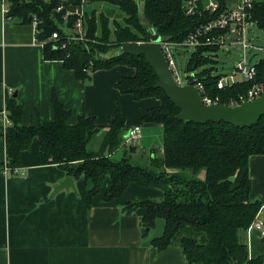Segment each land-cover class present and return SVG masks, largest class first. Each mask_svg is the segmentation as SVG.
<instances>
[{
	"label": "trees",
	"instance_id": "16d2710c",
	"mask_svg": "<svg viewBox=\"0 0 264 264\" xmlns=\"http://www.w3.org/2000/svg\"><path fill=\"white\" fill-rule=\"evenodd\" d=\"M92 4L105 3L118 7L122 14L116 19L105 12H84L82 41L75 30L76 16L65 19L68 11L80 5L64 0H4L8 9L6 19L16 23L35 24L37 41L42 42L43 58L61 61L80 81L90 80L98 70L116 66L133 68L134 76L122 78L115 87L134 100L154 98L160 105L149 109L144 122L162 125L163 153L149 159L148 166L135 165L127 157L114 161L110 157L126 143L129 132L126 120L118 108L108 126H98L96 119L86 115L77 124L69 125L71 112L51 97L52 122L22 124L23 107L13 98L6 99L8 119L12 128L5 131L0 124V138L5 141L6 162L0 165L13 177L22 166V155L39 139L40 161L58 166L75 180L84 178L87 184L86 205L93 199L109 177L111 185L104 195L106 202L124 195L131 183L142 188L163 192L160 201L151 199L128 202L125 209L143 208L144 232L154 229L164 220L163 234L151 242L160 252L179 246L187 264H264V258H252L246 235L258 218L262 204L252 200L249 160L264 155V117L250 128H237L224 122L196 124L178 120L179 108L157 86L159 78L144 56L119 55L126 43L150 41V27L163 39L182 43L196 28L201 18L188 17L183 12V0H143L144 23L136 0H84ZM222 4L223 1H222ZM62 7L61 11L58 9ZM253 21L264 32V1H256ZM53 34L59 39L51 40ZM69 37L71 39H69ZM218 48L200 47L192 52L188 63L191 73L202 68L199 77L205 85L204 96L218 97L221 105L240 101L255 84H264V59L256 65L254 81H243L224 90L218 89L223 77L213 68L211 53ZM207 54V55H205ZM105 130L98 151H90L89 143ZM264 241V238H263Z\"/></svg>",
	"mask_w": 264,
	"mask_h": 264
},
{
	"label": "crops",
	"instance_id": "0c3cea01",
	"mask_svg": "<svg viewBox=\"0 0 264 264\" xmlns=\"http://www.w3.org/2000/svg\"><path fill=\"white\" fill-rule=\"evenodd\" d=\"M64 1L73 5L85 2ZM222 1L226 7H235L241 0ZM6 8L0 0V111L6 109V99L14 90L23 107L24 126L52 122L55 118L51 97L56 93L71 112L69 125L77 124L86 115L95 118L98 126L106 127L119 108L127 129L140 127L139 142L152 146L150 137L156 136L162 125L146 123L143 118L160 101H136L115 87L122 78L134 76V69L116 66L98 70L90 80L80 81L61 61L44 60L36 25L7 20ZM29 148L19 167L25 171L24 176L8 177L0 169V264H187L181 247L160 252L151 244L164 233L165 223L156 234L153 229L144 232L146 210L125 209L131 201L161 200V190L131 183L123 196L106 202L103 197L111 185V180L106 183L107 178L101 194L88 207L87 184L81 178L74 179L75 189L63 190L52 198L53 188L69 176L58 166L40 161L38 138ZM162 153L163 147H159L155 156ZM5 162V141L0 138V165ZM249 171L252 200L261 202L258 219L264 221V155L250 158ZM263 238L256 230L248 231L246 242L252 258H264Z\"/></svg>",
	"mask_w": 264,
	"mask_h": 264
},
{
	"label": "built area",
	"instance_id": "2783aa9c",
	"mask_svg": "<svg viewBox=\"0 0 264 264\" xmlns=\"http://www.w3.org/2000/svg\"><path fill=\"white\" fill-rule=\"evenodd\" d=\"M4 1V0H3ZM84 1V0H83ZM82 2L80 6L75 7L73 11H68L65 15L67 20L70 16H76L77 21L75 24V30L79 33L76 39L82 41L84 37L83 20L84 10ZM255 0H241L235 7H226L222 4V0H183V12L188 17L201 18L194 31L182 42L175 43L165 40L161 37L160 43L165 57L167 58L168 66L174 73L176 83L181 86H186L185 82L181 78L177 71L175 57L173 56V48H192V52H196L200 47L218 48L217 51L232 52L235 47H239L244 54L243 61L238 64L237 71L242 75L245 81H254L257 76L256 65L248 64V52L258 54V52H264V48L257 44L260 41L259 35L253 33L251 27H258L253 21V8ZM62 7L58 9L61 11ZM8 13L6 8L4 14ZM253 33V34H252ZM58 34H53L51 40L59 39ZM69 39H71L69 37ZM194 74V85L198 89L202 99L206 104H219V99L216 97L212 99L205 93V85L198 76L197 72ZM187 76V80L190 76ZM187 82V81H186ZM236 82L235 75L229 77H222L218 80V89L224 90L234 85ZM14 90H11L9 95L14 94ZM264 94V84H255L244 97H241L240 101H232L230 106H237L245 102V100L254 101ZM0 120H2L4 129L7 131L12 128V122L8 119L7 110L0 111ZM128 139L125 140L126 144L137 143L141 139L142 130L140 127H132L128 130ZM15 174L17 176H24L25 171L22 168H16ZM10 172L9 168H5L4 174ZM249 230H256L264 236V221L258 218L249 227Z\"/></svg>",
	"mask_w": 264,
	"mask_h": 264
},
{
	"label": "water",
	"instance_id": "95a60500",
	"mask_svg": "<svg viewBox=\"0 0 264 264\" xmlns=\"http://www.w3.org/2000/svg\"><path fill=\"white\" fill-rule=\"evenodd\" d=\"M150 41L147 43H126L118 52L119 55L144 56L150 67L156 72L161 88L169 100L179 108L178 120L193 122L196 124L224 122L237 128H250L260 122L264 117V94L254 101L245 100L237 106L221 104H206L198 89L194 85V74L186 82V86L176 83L174 73L170 70L161 47V35L150 27ZM14 93L13 98H17ZM128 139L126 135L125 140ZM131 152H136V147H130ZM75 189L74 178L68 177L59 182L54 188L51 197H55L63 190ZM149 233V228L146 229Z\"/></svg>",
	"mask_w": 264,
	"mask_h": 264
},
{
	"label": "rangeland",
	"instance_id": "374dc122",
	"mask_svg": "<svg viewBox=\"0 0 264 264\" xmlns=\"http://www.w3.org/2000/svg\"><path fill=\"white\" fill-rule=\"evenodd\" d=\"M139 5V14H141L142 21L145 23V17L143 11L144 2L143 0H136ZM83 10L84 12H92V11H99L105 12L106 14H109V16H112L113 19H121L122 14L119 11L118 7L114 5H108L105 3H96L92 4L89 2H86L83 4ZM253 30V33L256 35L258 34L260 37V41H257V44L262 46L264 48V32L260 30L258 27H251ZM252 33V34H253ZM141 44V43H140ZM193 49L192 48H180V47H174L173 48V56L175 57L176 67L177 71L179 72L181 78L186 84L187 76L191 75V71L188 70V63L191 59ZM248 64L249 65H257L258 62L262 59H264V52H258V54H254L251 52H248ZM207 55V54H205ZM208 56V55H207ZM244 54L241 52V49L239 47H235L232 52H224V51H216L214 53H211V59L214 61L208 64L206 67L213 68L215 70V73L223 75V77H229L231 75H235V80L237 83L243 82L242 75L237 71V66L239 63L243 61ZM133 69V68H132ZM202 71V68L198 69L197 74H200ZM220 104V103H219ZM105 133V130H101L100 134H98L90 143H89V150L90 151H98L100 148V143L102 141L103 135ZM150 139H152L151 147L147 144L142 145L141 141L137 143H129L124 144L122 148L115 151L113 155H111V159L114 161H120L124 157H127L131 160V162L135 165H141V166H148L149 165V158L151 157V149L155 145L157 150L159 147H163V130L160 128L158 134L156 133V136H151ZM136 147V152H131L130 147ZM146 152V154H145ZM110 182V179L108 177L107 184ZM105 183V186H106ZM160 201V200H156ZM164 220L160 219L154 229L153 232L156 234L157 228L159 226H163Z\"/></svg>",
	"mask_w": 264,
	"mask_h": 264
}]
</instances>
